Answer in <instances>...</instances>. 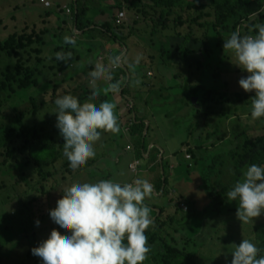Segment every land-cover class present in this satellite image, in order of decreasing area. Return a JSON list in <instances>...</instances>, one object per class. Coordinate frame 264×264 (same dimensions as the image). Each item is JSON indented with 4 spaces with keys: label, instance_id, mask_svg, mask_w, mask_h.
<instances>
[{
    "label": "rangeland",
    "instance_id": "374dc122",
    "mask_svg": "<svg viewBox=\"0 0 264 264\" xmlns=\"http://www.w3.org/2000/svg\"><path fill=\"white\" fill-rule=\"evenodd\" d=\"M47 1L52 4L49 9L41 4L38 7L37 3H40V0H0V81L7 82V77L11 75L15 77L12 82L14 89L8 88L0 94V133L7 127L19 126L21 115L25 117L23 124L31 127L27 136H22L19 140L16 138L6 148L0 150V264H41L40 259L32 254L18 262L15 256H8L9 246L4 248L2 245L13 237V232L8 231L9 226L13 225L14 232L18 235L19 229L22 231V225L31 213L35 214L36 221L38 219L44 221L41 224L50 222L49 210L55 208L64 190L74 183L86 182V174L93 170L94 161L91 160L76 171L69 167L68 161L63 156V138L55 126L54 99L58 94L68 93L80 99L86 91L90 90L88 73L96 62L107 63L105 50L110 52L108 56L123 51L129 58L136 55L145 57L134 68L137 72L135 78L139 79L140 83L130 86V89L136 91L128 90L130 94L128 98L137 99L134 100L135 106L132 111L129 110L130 100L123 97L120 91L118 93L109 92L103 83L97 86L106 93V100L115 103L116 106L118 104V107L124 110V116L127 119L123 123H126L125 127L129 128L128 134L124 136L130 138V142L136 149L133 152L138 154L137 152H140L142 147L148 151L152 143H158V149L161 152L165 151L167 155H171L164 162L166 175L168 176L175 166L180 165L173 170V173H182L177 176L179 180L183 178L182 187L177 188L173 178H170L166 184L155 179L157 183L153 184L154 188L160 191L158 193L163 196V199L155 202L163 208V211L162 214L157 213L151 233L157 242L165 241L179 250V256L173 261L174 264H228L232 258L231 252L242 239H249L256 246L264 241V230H262L264 213L248 223H241L236 218V212L202 222L186 220L191 206L195 211H202L210 203L203 182L199 187L202 181L201 173L195 167L188 166V161L191 162V159L185 160V156L189 154L194 162L200 159L194 149L197 144H193L192 141L193 134L196 133L193 128L197 118H194L192 123L187 118H183L190 111L191 106L186 105L183 110H180V103L165 112L168 104L159 100L158 94L161 91L148 90V84L139 74L143 73L146 78H149L147 72L151 68L149 59L152 56L158 55L160 60L164 61L173 54L178 55L180 64L174 63L170 67L178 70L185 67L191 72L194 68L199 72V76L193 87L200 85L202 69L198 64L208 53L210 41L206 36L205 28L191 26L194 8L188 5V2L194 0H184L183 5H180L182 7L173 10L172 17L169 16L170 24L167 30L160 29L161 10L157 9L153 3L154 0H85L84 5L92 8L93 11L102 12L107 8L111 9L109 13H95L94 18L89 22H94V25L99 23L98 26L107 23L110 30L121 37L126 45L125 48L122 47L116 51L111 45H107L105 49L96 43L94 46L89 45L92 47L90 49L84 44L81 49L78 48L76 52H71L72 57L69 59L71 63L66 68L67 60H56L55 53L64 52L59 48L66 45L63 37L70 34L68 25L72 27L71 14L61 8L58 0ZM201 3L207 7L208 12L206 18L200 20L205 26V23L214 20V10L210 0H201ZM38 8L42 9L41 14ZM120 13H124L123 26L113 28L110 21ZM51 15H54L52 19H50ZM99 15L101 16L96 20L95 17ZM178 16L186 21L182 27L175 26L174 19ZM61 23L64 24L62 30ZM257 23H260L259 16H252L238 30L242 35L252 34L254 25ZM43 29L49 30L45 35L48 45L38 43L29 45L27 42L21 44L20 37L23 38L25 32L30 34L36 30L40 33ZM162 31L165 34H160L163 33ZM189 31L193 33V36L187 45L188 55L183 57L177 48ZM196 35L199 37L194 39ZM85 37L79 38L86 41ZM159 39H165L166 42L159 41ZM224 39L221 40V45ZM9 40L10 43L7 44ZM39 49H42V54L36 52ZM88 50L90 52L85 57L86 63L81 65L77 57L80 52ZM9 51L15 54L10 56ZM210 63L211 65H208L211 68L210 71L213 67L216 71L210 76L208 84L217 92L221 91L214 97L215 102L220 106L214 108L218 111L212 112V108L206 106L209 104H205L206 114L213 113L214 117L212 120L204 121L199 131L202 139H205L204 146L201 147L204 151L201 152L206 163L203 160L202 163H204L206 172L211 174L209 179L211 186H215V183L221 180L228 191L236 181L234 179L235 162L247 151L251 143L258 137L264 136V117L253 119L250 115L251 97L254 93L244 91L238 84V80L247 76L248 73L235 64L234 54L224 50L219 60L215 57L210 60ZM18 67L23 69L21 74L17 72ZM80 68L83 69L80 70ZM38 74L41 79L38 87L32 86L25 90L19 88L21 80L27 76L36 78ZM174 86L179 85L171 80L166 88ZM178 90L181 91L180 88ZM31 99L37 100L40 106L37 115L32 114L34 105ZM95 103L98 104L97 101ZM211 104L216 105L214 102ZM162 114L166 118L171 115L165 124V129L160 119ZM135 119L144 122H140V125L150 126L149 129L148 127L145 129L143 135L147 133L148 136H144L142 143H140L139 136L131 135L130 120L133 122ZM153 128L156 136L151 138ZM104 133L107 132L102 131L101 136ZM187 134L190 136L189 144H185L184 140ZM35 137L46 140L48 144L41 145L44 142L36 141ZM101 140L103 141L102 137ZM105 140L100 141L101 143L97 142L94 146L98 160L102 155L110 153V141ZM189 145H191L190 148ZM39 146L43 147L39 148ZM185 149H188L189 154L185 152ZM144 167L146 168V165ZM147 169L150 171L151 166ZM154 169L158 171L159 165L156 164ZM189 171L191 174L188 176ZM129 177L127 175L126 178ZM224 197H227L226 194L221 200H224ZM5 217L8 219L6 220ZM52 225L56 230L57 226L54 223ZM11 243L9 242L8 245ZM17 249H27L24 237L20 239L17 236L13 240L11 251ZM152 254H156L154 245L151 246L148 258L143 264H154Z\"/></svg>",
    "mask_w": 264,
    "mask_h": 264
},
{
    "label": "clouds",
    "instance_id": "9594fccd",
    "mask_svg": "<svg viewBox=\"0 0 264 264\" xmlns=\"http://www.w3.org/2000/svg\"><path fill=\"white\" fill-rule=\"evenodd\" d=\"M40 4L46 9L52 7H46L42 0ZM64 10L71 14L68 6H64ZM261 14H264V6L253 13L254 16ZM114 18L111 26L121 28L123 24L117 27ZM77 35L73 30L72 35L63 37L64 43L75 47ZM99 39L103 42L101 36ZM106 41L111 40L106 38ZM222 47L233 53L235 64L248 73L238 84L244 91L254 93L251 117H264V23L255 24L252 34L242 35L238 29L232 31ZM71 57V51L55 53L58 61ZM141 59L140 55L129 58L123 51L109 55L107 63L96 62L88 73L90 96L86 100L81 101L71 93L58 94L54 99L55 126L63 138V156L73 171L95 156L94 146L101 140L102 131L118 134L121 130L115 103L109 100L95 103L100 95L98 84H105L106 90L112 93H118L126 85H138L137 72L132 70ZM124 67L129 70V76L114 79V71ZM198 147L197 144L195 151ZM186 156V161L191 159L188 166L195 167L191 155ZM152 192V184L142 178L124 183L101 179L70 185L48 213L60 232L52 230L46 240L31 249V254L38 257L41 264H143L151 250L145 231L154 223L152 209L144 201ZM226 196L229 201H237L235 215L241 223L253 221L264 213V165L249 164ZM35 223L39 225V220ZM260 252L255 243L242 239L231 252L228 264H264V255Z\"/></svg>",
    "mask_w": 264,
    "mask_h": 264
},
{
    "label": "trees",
    "instance_id": "16d2710c",
    "mask_svg": "<svg viewBox=\"0 0 264 264\" xmlns=\"http://www.w3.org/2000/svg\"><path fill=\"white\" fill-rule=\"evenodd\" d=\"M85 0H72V3L70 4V11H71V18L73 22V29L78 33L76 39H77V45L75 47L71 45H62L59 50H63L64 52H76L78 48H82L84 45V42L79 37H85L87 40H94L97 39L99 41L100 36L103 41H106V38H109L111 41V46L115 49L118 48H125L126 43L123 41L121 37L116 35L115 33L111 32L110 29L107 30V27L110 26L106 23L102 26L94 25V23L89 22L90 19L93 18V9L84 5ZM212 8L214 10V20L212 22L205 23V26L202 22H200L201 19H205L208 15L207 7L201 3V0H194L192 2H188V5H192L193 13L191 17V26L196 25L201 28L206 29V36H208V40L210 41V49L207 54H205L204 59L202 62L198 64L199 67L202 69V76L200 79V85L197 87H191L185 84L184 86H174L170 88H164L161 89L160 95H158L160 98L159 100L163 101L167 104H177L180 103V109L183 110L184 106L190 105V111L184 115H180L183 118H187L191 121H193L194 118H197L195 121L194 130L196 132L200 131V128L202 127V124L204 121L212 120L214 117L213 113L206 114L205 107L208 106L209 108H212V112H216L218 110H214V108L219 107V103L215 102L214 97L220 93L217 92L214 88L209 86L208 80L211 75L215 74V67L210 71V60H213V58L216 57L217 60L220 59V56L224 52L221 45V40L224 38H228L232 31L239 29L246 20H249L253 15V13L257 12V10L264 6V0H210ZM153 3L157 6V9H160L159 14V20H160V27L162 29H166L169 27L170 19L169 16L172 17L173 10L175 8H180L184 3V0H164V1H157L154 0ZM111 11L110 8L105 9L102 11L103 14L109 13ZM64 13V12H62ZM52 16V15H51ZM260 19V23H264V14L258 15ZM185 19L178 16L176 19H174L175 26L178 25V27H182L186 24ZM49 32L47 29H43L38 33L36 30H33L32 33L26 34L24 37H20L21 44H24L27 42L29 45H34L36 43L41 45H48L46 41V36ZM110 32V34H109ZM72 34V33H71ZM109 34V35H108ZM18 36V35H15ZM193 33L189 31V33L184 37L183 42L181 45L177 48L179 53H182L183 56L188 55V48L187 45L189 44V40L192 39ZM36 37V39H35ZM195 39V37H194ZM10 43V40L7 42V44ZM37 53L42 54V49H39L36 51ZM90 52L84 51L80 52L77 60H80L81 65L86 63V56ZM107 54L105 58H108L109 51H105ZM120 52H116L115 54H119ZM8 54L10 56L14 55L15 53L12 51H9ZM161 55H163V52H160ZM193 55V54H192ZM83 59V60H82ZM71 63V60H67L65 68L69 66ZM64 68V69H65ZM62 69V71L64 70ZM80 70H82L80 68ZM23 71L22 68L18 67L17 72L18 74H21ZM65 71V70H64ZM40 73V72H39ZM129 76V70L124 68H118L114 71V79H125ZM15 79L14 75L7 77V82H10L7 84L5 81H0V94L2 92H5L9 89H14L12 82ZM41 84V79L39 74L36 78H27L21 80L19 88L20 89H28L32 86L38 87ZM128 87L124 86L120 93L123 97L128 98L130 94L128 93ZM178 88L181 89V91L178 90ZM100 95L97 97V103H100V101L106 100V93L102 91V89H99ZM223 90V89H222ZM231 93V92H229ZM90 96V90L86 91L82 97H80L81 101L86 100ZM180 96V98L178 97ZM227 99L229 96L227 95ZM130 100V104L133 103L134 100ZM32 104L34 105V109L32 110L33 115H37L40 109V106L37 104V100L31 99ZM211 102L215 103L216 105H212ZM209 104L206 105L205 104ZM134 107L130 108L129 110L132 111ZM129 111V112H130ZM25 120L24 115H21L19 117L20 125L19 126H10L7 127L3 132L0 133V150L3 148H6L8 144L12 143L16 138L19 140L22 136H27L29 131L31 130L30 126H25L23 124ZM142 122L139 119H135V121L132 122L131 125V135H137L139 134L140 143L144 140V132H145V126L140 125ZM143 128V129H142ZM139 129V131H137ZM149 129V128H148ZM149 131V130H148ZM36 141L40 142L43 141L44 143H41V145H47L48 142L46 140H42L40 137H35ZM198 148L197 153L199 154L200 159L195 161L196 166H198L200 170V175L202 177L203 186L205 189V192L207 196L210 199L209 205H207L202 211H195L193 207L191 206L190 211L187 214L186 220L194 222H202V221H208L214 217L219 216H226L228 214L234 213L237 211V201L232 200L229 201L227 197H224V200H221L222 197L226 194L227 187L221 182V180L217 181L215 183V186H211L209 183V179L211 177V174L206 172V168L204 166V163H206V159L204 158L201 151H204L202 146H204V141L202 139L201 134L199 133L196 137ZM39 146V148L43 147ZM50 148H52V145H50ZM144 148V147H142ZM153 149V148H152ZM142 151V149H140ZM142 153V152H141ZM143 156H145L147 153H142ZM202 160L204 163H202ZM258 164V165H264V136L258 137L253 143H251L247 149V151L239 156L237 161L235 162V170H234V179L237 180L241 177V174L243 170L246 169V167L249 164ZM200 166L202 168L200 169ZM190 171L188 173L189 176ZM163 183V179L160 181ZM160 187V185H159ZM161 188V187H160ZM149 206V205H148ZM152 209V217L153 219L156 218L157 212L156 207H151ZM9 216V215H8ZM35 214L31 213V215L27 218V220L22 225V231L19 229L18 235L14 232V226L10 225L9 232H13V237L6 242L3 243L2 246L4 248H7L9 246V257L15 256L17 259V262L24 259L25 257L29 256L31 254V249L33 247L38 246L41 242L38 240V234L36 231L37 224L35 223ZM7 220L8 218L5 217ZM39 222L42 221L41 219H38ZM155 222V221H154ZM154 223L145 231V235L147 236L148 243L152 246L154 245L156 247V254H152V260L154 261V264H174V260L179 256V250L172 246L171 244L165 242V241H156V239L153 237L151 233V228L153 227ZM262 230H264V227H262ZM61 235H66V233L61 232ZM17 236L21 239L22 237L26 240V246L27 249H17L16 251H11V245L13 243V240L17 238ZM9 242H12L11 245H8ZM257 247L261 250L260 254L264 255V241H261Z\"/></svg>",
    "mask_w": 264,
    "mask_h": 264
},
{
    "label": "crops",
    "instance_id": "0c3cea01",
    "mask_svg": "<svg viewBox=\"0 0 264 264\" xmlns=\"http://www.w3.org/2000/svg\"><path fill=\"white\" fill-rule=\"evenodd\" d=\"M52 1H57V0H52ZM58 2H59V4H61V8L64 9V6H70V4L72 3V0H58ZM37 6L40 7L41 6L40 3H37ZM41 11H42V9L38 8V12L40 13ZM60 12H61V10H60ZM93 13L94 14L95 13L101 14V12H98V11H93ZM62 14H64V13H62ZM100 16L101 15L96 16L95 19L97 20ZM53 17H54V15H52L50 19H52ZM40 19H41V17H40ZM96 24L99 25V23H96ZM55 25H57V24H55ZM63 26H64V24L61 23V27H60L61 30H62ZM73 27H74L73 22H72V27L68 25V29L70 30L69 35L73 34V31H72ZM167 29H169V28H166L164 30H167ZM162 32L163 33H160V34H165L164 31H162ZM197 37H199V35H196L195 38H197ZM159 41H165V39H159ZM83 42L85 45H88V46L89 45L94 46L97 43L99 46L105 47V49H107L106 48L107 45H111V43L97 41V39H94V40H90V39L87 40L86 39V41L83 40ZM91 46H89L90 49H92ZM170 47L171 46H169V48ZM116 49H117L116 51L120 50V48H118V47H116ZM191 56L193 57L194 55H191ZM144 58L145 57L143 56L142 60ZM149 61H150V67L151 68L148 69L147 76L150 79L146 78L143 73H140V77H143L144 78L143 81L148 84V90H151V91L152 90H154V91L160 90L161 91V89H164L167 87L168 82L171 80H174V82L177 83L181 87L184 86L185 84H187L188 86H191V87L196 85L195 82L199 76V72H197L194 68L192 69V72H191L188 69H186L185 67H181V70H178L175 67L174 68L170 67L174 63H176L177 65L180 64V58L178 57V55L172 54L167 59H165L164 61H161L158 55H154L151 57V59H149ZM146 63H149V62L146 61ZM133 71H134V73H136L135 69H133ZM148 73H151V75H148ZM68 83H69V81H68ZM128 90L130 92L136 91L134 89H130V86L128 87ZM158 95H160V93ZM133 100H137V99L134 98ZM138 100H139V98H138ZM134 106H135V104L133 101V103L129 107L132 108ZM173 107H176V105L175 104H168L166 106L165 112H167V109H173ZM180 110H179V112H180ZM184 110H187V109H184ZM115 112H116L118 123H119L121 130L118 134H112L110 132H107L101 136L103 141L102 140H100V141H102V142L106 141L105 139H109V141H110V145H109L110 153L102 155L99 160H98V157H96V156L89 159L91 161H94V163L92 165L93 170L90 171V173L86 174V179H87L86 182H95V181H98L101 179H113V180L119 181L121 183H124V182H131L136 178H142V179L148 180L153 186V184H156L157 181H160L161 179H163V182L166 184L169 182L170 178H173V180L175 182V186H177V188L182 187V185L184 184L183 178H182V180H179V178L177 177L179 175H182V173H177V174L173 173V170H175L176 167H178L180 165L175 166V168L173 170H171L172 172H170L169 175L167 176L163 166H164L165 160L167 158H170L171 155H167V153H165V151L161 152L158 149V146H159L158 143H152L151 149H149L148 151H147V149L142 148V151L137 152L138 154H135L133 152L136 149L133 147L132 143L130 142V138L124 136L125 134H128V131H129V128L125 127L126 123H123V121H125L127 119V117L124 116L125 112L123 109H120L118 107V104L116 106ZM163 114L160 115V119L162 120V126L165 129V124L168 122V119H170L169 116H171V115H168V117L166 118L163 116ZM121 116H122V118H121ZM130 124L132 125L131 120H130ZM147 127L150 128V126L147 125V126H145V129ZM137 131H139V129ZM188 133L192 134L190 132H188ZM198 134H199V131L196 132L195 134H193V139H192L193 144H197L196 137ZM136 136L138 137L139 134H137ZM144 136L146 137V136H148V134L146 133ZM154 136H156V135L154 133V128H153L150 137L152 138ZM184 140H185V144H189L190 143V136H188V134H187V137ZM100 141H98V142H100ZM141 152L142 153L146 152L147 154L145 156H143V154ZM185 152H186V149H185ZM185 152H184V154H185ZM173 156H175V155L173 154ZM156 164L159 165L158 171H155V169H154ZM145 165H146V168L144 167ZM149 166H151L150 171L147 169V168H149ZM177 169L180 170L179 168H177ZM195 169H199L198 166H195ZM68 172L70 173L72 171H68ZM127 175H129L130 177L126 178ZM201 186H202V181H201V184L199 187H201ZM158 192H160V191H158L153 186L152 194L145 199L144 203L149 205L150 207H153V208L156 207V212L158 214H160V213L162 214L163 208L159 207L155 203L157 200L163 199L162 194L158 193ZM151 215H152V213H151ZM42 222H44V221L39 222V225H37L38 229H36L37 234H38V238H39L38 240H40L39 242H41V243L44 240H46L49 237L51 231L54 230V226L52 225L53 224L52 221L45 223V224H41ZM56 231L60 232V230L58 228L56 229Z\"/></svg>",
    "mask_w": 264,
    "mask_h": 264
},
{
    "label": "built area",
    "instance_id": "2783aa9c",
    "mask_svg": "<svg viewBox=\"0 0 264 264\" xmlns=\"http://www.w3.org/2000/svg\"><path fill=\"white\" fill-rule=\"evenodd\" d=\"M42 3H45L46 7H51L52 6V4L50 2H47L46 0H42ZM68 12H69V10H68ZM114 20H115V23H116L117 27L121 26L124 23V13H120V14L116 15Z\"/></svg>",
    "mask_w": 264,
    "mask_h": 264
}]
</instances>
